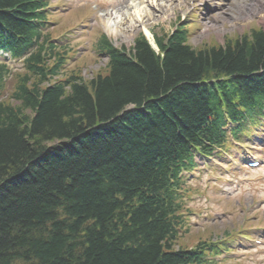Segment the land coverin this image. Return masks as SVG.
Returning a JSON list of instances; mask_svg holds the SVG:
<instances>
[{"label":"trees","instance_id":"16d2710c","mask_svg":"<svg viewBox=\"0 0 264 264\" xmlns=\"http://www.w3.org/2000/svg\"><path fill=\"white\" fill-rule=\"evenodd\" d=\"M32 12L0 0V24L20 36ZM156 43L161 54L142 36L126 53L107 45L109 73L90 81H58L43 49L27 61L0 102V264L206 263L204 244H179L184 141L209 136L220 98L264 90V32L199 50L180 34Z\"/></svg>","mask_w":264,"mask_h":264},{"label":"rangeland","instance_id":"374dc122","mask_svg":"<svg viewBox=\"0 0 264 264\" xmlns=\"http://www.w3.org/2000/svg\"><path fill=\"white\" fill-rule=\"evenodd\" d=\"M117 1L118 0H52L57 10L54 16L59 12H67L72 9V7H70L72 3L74 6L85 4L86 7L82 8L85 9L83 13L89 15L92 8H95L98 13H103L101 4L107 2L115 3ZM203 1L204 0H174L173 5L171 4V8H163L162 6L166 14L160 12L162 11L160 6L159 9L150 10L155 15V19L148 20L142 18L139 23H135L137 17H135V19L133 18L135 9H130L128 7L125 11H130L131 15L127 13V17H132L128 18L127 24L122 20L126 16L117 15L112 21L113 25L111 27V32L116 33L118 30L116 25H119V28H121L124 33L119 36L112 34L110 38L111 42L118 49H122L123 47L129 49L135 37L138 36L139 33L145 31V29L151 33L170 31L174 27L175 22L185 18L188 19L191 16L190 11L193 7L196 8L195 13H200L197 16H193V19L199 21V18H203L202 12L206 8L205 5L202 6L200 4ZM242 1L247 3L249 0ZM148 2L150 3L149 0L139 1L140 4L142 3L141 7L146 6ZM61 3H63L62 7L60 6L62 5ZM230 8H233V11H229L230 14L224 16L222 13H218L207 22L208 24L206 23V25L203 26V28L208 29V31L204 34L200 33V36L193 37L192 42L194 46L209 43V38L212 43L223 42L226 37L233 38L239 28L235 25L241 22H245L244 26L248 25L249 22L255 26H262V22L258 19L264 11L263 2L258 3L257 6H252V9H257L258 12H260L258 13L259 15L251 14L250 17L245 16L246 14L241 11L242 9L235 3V0H233V5ZM117 17L119 19H117ZM94 23H96V28L92 26ZM133 24H135V29H131L130 27ZM106 26L110 27L109 21L106 23ZM97 28L104 31L101 26V20L92 22L90 27L79 28L67 37L69 40L77 38L76 43L73 45H78V48L84 46V49H78L80 53L79 56H83V59L89 58L88 61L92 63L91 68L89 67L85 70L87 71L84 73L85 80H91V78H94L98 74L104 75L106 73L105 66L102 62L103 60L95 62L93 61L94 59H91L95 56V52H93V47L95 45L93 36ZM151 33L149 38H151ZM99 35L100 32L98 31V36ZM14 64L15 67L21 66L19 63ZM88 65H90L89 62L82 65L80 68H74L72 72H81L82 69L84 67L86 68ZM72 66L73 65H70V67ZM22 72L23 71L20 72L18 69L13 78L9 80L0 96V102H13L11 95L15 87L16 78ZM60 79L62 78L59 77L58 80ZM252 145L253 144L250 143L247 146L251 147ZM232 155H234V153ZM217 161L224 163L226 166V172L217 170L218 180H209V178L206 177L207 173L200 168L189 174H185L186 182L184 184L185 194L182 211L184 213L183 216L186 218L187 226L182 231L179 244L189 249L192 248L198 240L202 238L208 239L213 233L219 235L227 232L231 238L236 239L229 245L232 249L229 255L221 254L215 258L217 262L225 259V261L219 264H263L264 262L261 260L264 259V247H262L264 245V238L258 236L264 235L260 232V230L264 231V202H262V199H264V168L256 170L254 173L246 176L235 175L229 173L231 168L227 166L224 159L217 157ZM195 173L201 175L200 179L194 178ZM237 177H239V179L246 177L253 181L241 183L236 179ZM194 181H201L202 186L194 183ZM248 235L250 236L249 239L245 237ZM258 239L262 241V245L257 246L253 250L250 249L256 246L254 242ZM253 256H256V258Z\"/></svg>","mask_w":264,"mask_h":264},{"label":"bare ground","instance_id":"6f19581e","mask_svg":"<svg viewBox=\"0 0 264 264\" xmlns=\"http://www.w3.org/2000/svg\"><path fill=\"white\" fill-rule=\"evenodd\" d=\"M132 1V3H133V5H134V7H135V11H134V13H133V18L135 19V17H137L136 19H135V23H139V22H141V19L143 18V19H148V20H153V19H155V15L150 11V10H153V9H159V7H160V9H162V11H160L161 13H165L166 14V12L163 10V8H165V7H167V8H171V4L173 5V2H174V0H149L150 1V3L148 2L147 4H146V6H143V7H141L142 6V3L140 4L139 3V1H141V0H131ZM153 1H155V2H153ZM262 1H264V0H262ZM130 4V3H129ZM125 6H126V4H122V5H120L119 6V8L117 9V13H116V15H118V14H120L122 11H124L125 9ZM162 6H163V8H162ZM239 6L241 7V9H242V11L243 12H245L246 13V16L247 15H249V16H251V10H252V7H250L247 3H245V2H241L240 4H239ZM124 9V10H123ZM259 12H257V11H255V13L254 14H256V15H259L258 14ZM121 16H126L124 19H122L123 20V22L124 23H128V18H130V17H132V16H129V17H127V15H125V14H123V15H121ZM117 19H119L118 17H117ZM259 20H260V22H262V23H264V11L262 12V14L259 16ZM123 23V24H124ZM116 25V24H115ZM134 26H135V24H133V25H131L130 27H131V29H135L134 28ZM112 27V26H111ZM114 27V26H113ZM116 27H117V32L115 33L117 36H119V35H121L122 33H124V31L121 29V28H119V25H116ZM111 29V28H110ZM111 33V32H110ZM112 34V33H111Z\"/></svg>","mask_w":264,"mask_h":264}]
</instances>
